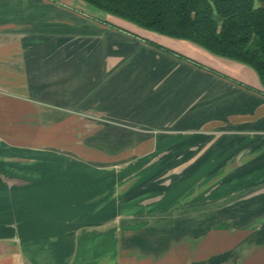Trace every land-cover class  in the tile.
I'll return each instance as SVG.
<instances>
[{"label":"crops","instance_id":"0c3cea01","mask_svg":"<svg viewBox=\"0 0 264 264\" xmlns=\"http://www.w3.org/2000/svg\"><path fill=\"white\" fill-rule=\"evenodd\" d=\"M6 255L264 264L258 73L84 0H0Z\"/></svg>","mask_w":264,"mask_h":264},{"label":"trees","instance_id":"16d2710c","mask_svg":"<svg viewBox=\"0 0 264 264\" xmlns=\"http://www.w3.org/2000/svg\"><path fill=\"white\" fill-rule=\"evenodd\" d=\"M141 28L251 66L264 87V0H84Z\"/></svg>","mask_w":264,"mask_h":264},{"label":"rangeland","instance_id":"374dc122","mask_svg":"<svg viewBox=\"0 0 264 264\" xmlns=\"http://www.w3.org/2000/svg\"><path fill=\"white\" fill-rule=\"evenodd\" d=\"M259 4L258 0L256 1ZM134 169L137 167H133ZM147 172L155 173V167L150 165V167H146ZM139 172V170H137ZM0 264H24L22 262H18V257L12 255H6L4 258H0ZM71 264V263H69Z\"/></svg>","mask_w":264,"mask_h":264}]
</instances>
